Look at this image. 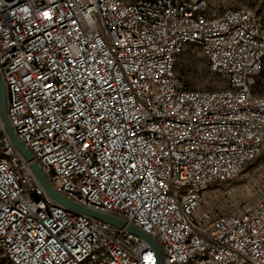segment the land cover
<instances>
[{
    "label": "built area",
    "instance_id": "2783aa9c",
    "mask_svg": "<svg viewBox=\"0 0 264 264\" xmlns=\"http://www.w3.org/2000/svg\"><path fill=\"white\" fill-rule=\"evenodd\" d=\"M198 52L216 88L192 90ZM264 26L203 0H0L7 115L52 189L123 220L164 264H264V201L201 210L264 150ZM0 254L9 264H156L141 239L66 211L12 146L0 113Z\"/></svg>",
    "mask_w": 264,
    "mask_h": 264
},
{
    "label": "rangeland",
    "instance_id": "374dc122",
    "mask_svg": "<svg viewBox=\"0 0 264 264\" xmlns=\"http://www.w3.org/2000/svg\"><path fill=\"white\" fill-rule=\"evenodd\" d=\"M203 1L214 10L246 7L253 10L258 18L264 17V0ZM258 11H261L259 15ZM185 69L187 72L183 75ZM178 73L192 90H207L219 85V80L209 74L205 61L197 51L182 56ZM262 201H264V150L234 179L208 188L201 203V210L220 215L240 216ZM0 264H9L1 254Z\"/></svg>",
    "mask_w": 264,
    "mask_h": 264
},
{
    "label": "water",
    "instance_id": "95a60500",
    "mask_svg": "<svg viewBox=\"0 0 264 264\" xmlns=\"http://www.w3.org/2000/svg\"><path fill=\"white\" fill-rule=\"evenodd\" d=\"M0 113H1L3 124H4V130L7 135L8 140L10 141L12 146L21 154V156L30 164V168L35 178L37 179L39 185L41 186L45 195L48 198L53 200L56 204L61 206L66 211L71 212L73 214L85 216L87 218L97 220L99 222L111 225L119 229H123L126 227L128 233L141 239L150 247V249L155 254L156 264H164L161 247L155 239L149 237L148 235L143 233L141 230H139L138 228L132 225L127 226V223L123 220L83 208L73 203L69 199L63 197L62 195L56 193L52 189L51 185L49 184L48 180L46 179L40 166L37 164L32 154L29 152L28 149H26L23 146V144L16 137L14 129L8 119L6 91H5L4 83L1 77H0Z\"/></svg>",
    "mask_w": 264,
    "mask_h": 264
},
{
    "label": "trees",
    "instance_id": "16d2710c",
    "mask_svg": "<svg viewBox=\"0 0 264 264\" xmlns=\"http://www.w3.org/2000/svg\"><path fill=\"white\" fill-rule=\"evenodd\" d=\"M261 11H258V15L260 14ZM260 22L262 23V25L264 26V17L260 18ZM186 69L183 71V75H185L186 73ZM187 86L190 88V85L188 83H186ZM255 86L258 88V89H261L262 90V93H264V65H263V69H262V72L260 73L259 77L256 79L255 81Z\"/></svg>",
    "mask_w": 264,
    "mask_h": 264
}]
</instances>
